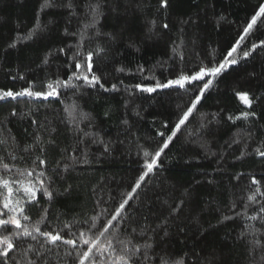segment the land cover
Returning a JSON list of instances; mask_svg holds the SVG:
<instances>
[{
  "label": "trees",
  "instance_id": "trees-1",
  "mask_svg": "<svg viewBox=\"0 0 264 264\" xmlns=\"http://www.w3.org/2000/svg\"><path fill=\"white\" fill-rule=\"evenodd\" d=\"M260 2L264 0H169V8L161 14L158 0H107L97 25L103 35L86 40L85 47L103 49L94 56V70L105 88L117 84V90L104 91L77 81L79 88L62 89L58 98L48 101L21 98L0 102L4 135L14 137V141L0 145L5 162L20 169L30 167L29 154L23 149L34 145V137L55 141V145H45L54 196L49 203L38 194L40 204L49 208L42 230L73 221L72 232L86 230L92 216L105 209L110 213L117 206L142 170V152L154 151L162 144L164 138L157 133L170 134L178 114L196 92L194 88L174 87L144 93L132 86L166 82L181 70L191 72L201 62L221 60ZM41 4L42 0H0V87L15 90L26 86L28 80L39 84L57 76L66 78L73 70L68 67L72 55L68 46L74 45L77 37L66 35L65 29L76 32L82 26L83 11L78 10V20L62 8L42 12ZM163 23L169 24L168 30L161 29ZM37 25L42 30L31 40L8 47ZM87 35L93 36V32ZM261 39L264 23L258 22L242 48L250 49ZM177 45L183 59L172 51ZM60 48L66 54L60 53ZM45 58L47 64L42 62ZM20 73L25 80L11 79ZM212 79L197 110L162 154L159 167L146 178L138 196L129 201L127 220L120 226L121 240L128 239L133 228L134 242L150 238V264H161V259L169 264L180 259L185 264H264V248L252 251L250 243L259 240L264 245V223L244 216L245 212L247 216L257 214L264 204L262 196L255 202L247 200L256 187L251 185L250 176L260 179L264 175V158L254 154L257 147L264 150V50L257 49ZM237 91L260 99L253 106L256 118L233 124L227 116L245 110L235 97ZM72 104L88 116L79 123L82 131H74L75 125L68 122L64 109ZM13 110L16 116L10 115ZM33 119L44 126L32 124ZM242 150L253 154L237 159ZM9 153L18 159L12 161ZM64 164L69 165L67 170ZM242 172L248 175L237 180ZM177 206L179 210L170 213V208ZM29 215L30 222L40 219L37 208ZM226 216L234 218L223 219ZM107 218V214L100 215L97 225ZM245 225L252 228L242 238ZM142 229L146 234H141ZM119 247L116 244L117 251Z\"/></svg>",
  "mask_w": 264,
  "mask_h": 264
},
{
  "label": "snow or ice",
  "instance_id": "snow-or-ice-1",
  "mask_svg": "<svg viewBox=\"0 0 264 264\" xmlns=\"http://www.w3.org/2000/svg\"><path fill=\"white\" fill-rule=\"evenodd\" d=\"M107 0H42L41 11L49 8H62L68 11L69 17L80 18L78 10L83 11L82 26L73 33L66 35L77 37L74 45L68 46V51L72 53L69 57L68 67L73 69L71 74L66 78L57 76L54 79H48L37 84L34 81H26V86L19 89L11 87H0V102L17 101L21 98H29L31 100L48 101L51 98H58L61 95L62 89H77L79 84L77 81H83L89 87L99 86L104 91L117 90V84H112L111 88H105L101 83V77L94 70V56H99L103 51L97 46L95 49H87L85 41L91 40L94 37L103 35L97 25L100 24L101 18L104 16V7ZM169 0H158V12L169 8ZM258 22L264 23V2H260L246 22L242 29V34L236 40L235 44L227 50L226 54L219 61H209L208 64L201 62L197 68L191 72L181 70L174 78L168 79L166 82L156 80L153 85H145L137 83L132 86L135 91L144 93H155L158 89L166 88H181V89H196L194 98L189 104L183 108L177 116L174 127L171 128L170 134L165 135L164 132H159L157 135L163 137L160 144L154 151L144 150L142 152L143 162L140 174L134 179L128 191L118 202L117 206L108 213L107 209L101 214L92 216L91 223L88 224L86 230H78L72 232L71 228L76 223L75 221L63 223L61 226L52 227L51 230H42L41 225L48 220L49 208L43 207L40 204L38 194L47 197L49 203L53 200L54 193L51 190V184L54 182L53 177L48 175V162L46 159L45 145H55L53 139L42 141L39 135L34 137V145H27L23 151L29 154L31 166L23 169L16 168L14 165L5 162V157L0 156V264H150V250L152 244L149 241L144 243L134 242L132 236L136 234V229L133 228L126 240L119 239L120 226L127 220V209L129 201L138 196V190L142 188L148 178L156 168L159 167L160 158L165 150L169 148L170 143L181 131L182 127L189 122L193 112L197 110V105L201 103L205 92L212 86L213 79L219 77L227 68L237 65L240 59H247L252 52L257 49L264 50V39L257 43H252L251 48H242L245 40L258 28ZM155 27V20L150 21ZM161 29L168 30L169 24L163 23ZM38 30H42L40 25L30 29L26 35L18 36L13 40L8 47L15 48L18 43L31 40ZM93 32V36H88L89 31ZM151 30V29H150ZM110 39H114L111 34H107ZM60 53H65L64 48L58 49ZM173 53L183 59V52L179 45L172 49ZM242 51V56L240 52ZM43 63L47 64L45 58ZM116 71L124 72V68H117ZM138 71L143 72V68H138ZM12 80H25V76L20 73L17 76H12ZM123 82L121 81V84ZM235 97L244 105V109L239 115H228L227 119L233 124L236 121H249L257 117V112L254 109V104L257 103L260 97H254L247 91H237ZM78 105L72 104L65 107L64 111L68 113V122L75 125L74 131H82L79 129V123L82 120L88 119L87 114L78 111ZM11 116H16L17 112L13 110ZM32 124L41 125L39 121L33 119ZM127 123V121H124ZM204 125L202 124L201 127ZM167 127V125H165ZM5 129L0 124V145H7L9 140L14 141V137L5 136ZM85 136L90 135L84 133ZM191 135V134H190ZM249 138H250V134ZM97 142V141H93ZM103 143V141H99ZM239 143V140L233 141ZM247 145H245L246 149ZM107 150V146H105ZM35 151L33 157L32 153ZM242 150L237 159L243 158L245 155H252ZM254 154L260 158H264V150L260 147L254 149ZM9 158L12 161L18 159L15 154L9 153ZM24 159V157H19ZM85 163L87 161H84ZM56 167L59 169L61 164L56 162ZM64 169L67 170L69 165L64 164ZM11 174V175H9ZM248 175L239 173L235 178ZM264 180V175L257 179L254 175L250 176L251 185H255V190L247 196V200L255 202L257 196L264 197V192L261 191V181ZM67 192L68 189H65ZM183 201H181V204ZM235 204L233 203V207ZM248 205H245L247 208ZM32 208H37L40 212V219L35 222H30L29 215ZM179 210V206L171 207L170 213H175ZM107 214L108 218L105 222L97 225L100 215ZM237 217L240 213L235 214ZM244 216L248 220H260L264 223V204L259 207L258 213L255 215ZM232 216L223 217L225 220L233 219ZM251 225H245V232H242V238L247 235V230L251 229ZM67 230L68 234L65 235ZM146 229H142L141 234H146ZM154 231V230H153ZM252 251L256 248H264L259 240H252ZM116 244H119L117 251ZM261 261H264V252L261 253ZM161 264H169L168 261L161 259ZM173 264H185L183 259L173 262Z\"/></svg>",
  "mask_w": 264,
  "mask_h": 264
}]
</instances>
